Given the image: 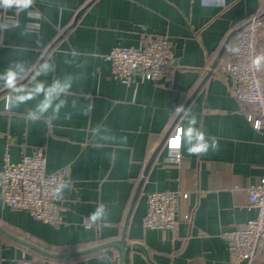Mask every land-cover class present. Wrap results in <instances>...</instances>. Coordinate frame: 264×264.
Returning a JSON list of instances; mask_svg holds the SVG:
<instances>
[{
  "label": "crops",
  "instance_id": "1",
  "mask_svg": "<svg viewBox=\"0 0 264 264\" xmlns=\"http://www.w3.org/2000/svg\"><path fill=\"white\" fill-rule=\"evenodd\" d=\"M25 2L0 0V226L63 253L124 237V264H242L221 233L254 216L247 188L261 174L263 134L246 118L254 108L217 68L234 31L264 14V0ZM150 38L169 41L171 66L158 80L115 79L109 51ZM178 125L181 157L168 163L166 140ZM201 144L206 151L189 153ZM35 147L45 151L47 172L69 169L57 189V223L1 197L5 154L18 161ZM160 190L186 193L179 219L172 229L143 228L147 194ZM119 253L106 247L66 263L118 264ZM22 258L45 255L0 231V264Z\"/></svg>",
  "mask_w": 264,
  "mask_h": 264
},
{
  "label": "built area",
  "instance_id": "2",
  "mask_svg": "<svg viewBox=\"0 0 264 264\" xmlns=\"http://www.w3.org/2000/svg\"><path fill=\"white\" fill-rule=\"evenodd\" d=\"M8 2L14 0H7ZM264 27V14H254L237 32L231 51L218 63V71L235 82L233 94L238 101L254 108L246 118L254 129L263 134L261 174L256 183L247 188V209L254 211L244 226L224 230L221 236L227 243L231 258L242 264H253L264 259V84L261 79L264 42L260 31ZM111 62L112 75L123 83H131L136 74L144 79L158 80L171 66L173 51L165 38H150L141 47L115 46L106 55ZM259 60V64L254 61ZM181 126H175L166 140L164 161L178 163L181 157ZM179 140V147L173 146ZM69 169L61 167L53 172L46 170V154L35 147L20 160L12 161L5 154L1 173V197L15 209L28 211L35 218L57 223L60 220V197L57 189L68 178ZM186 193L171 190L152 191L147 194L143 228L172 229L179 219V197ZM190 219V213L181 215ZM12 264H68L59 261H38L22 258ZM71 264V263H70Z\"/></svg>",
  "mask_w": 264,
  "mask_h": 264
},
{
  "label": "water",
  "instance_id": "3",
  "mask_svg": "<svg viewBox=\"0 0 264 264\" xmlns=\"http://www.w3.org/2000/svg\"><path fill=\"white\" fill-rule=\"evenodd\" d=\"M241 28L242 27H239L238 29H236L234 31V33L239 31ZM227 40L225 41L224 44H226ZM223 47H224V45H223ZM223 47H222V49H223ZM222 49L218 53L216 59L214 60L212 67H214V65L217 63L218 59L220 58ZM165 140H166V137H165ZM0 231L4 232L5 234L10 236L14 240L18 241L19 243H22L23 245H25L27 247H30L31 249L37 251L38 253H40L42 255H45L46 257L53 258V259H69V258H73V257H76V256L87 254V253H90V252H93V251H96V250H99V249H102V248H106V247H112V246L113 247H117L119 249V252H120L119 253L118 264H124V255H125V250H126V244L124 242V237H122V239L120 241H107L105 243H101V244H98V245H95V246H92V247L80 249V250L73 251V252L63 253V252H55V251H51V250L45 249V248H43V247H41V246H39V245H37V244H35L33 242H30V241H27L25 239H22V238H20V237H18L16 235H13V234L9 233L8 231H6L1 226H0Z\"/></svg>",
  "mask_w": 264,
  "mask_h": 264
},
{
  "label": "clouds",
  "instance_id": "4",
  "mask_svg": "<svg viewBox=\"0 0 264 264\" xmlns=\"http://www.w3.org/2000/svg\"><path fill=\"white\" fill-rule=\"evenodd\" d=\"M31 2H32V0H26V2L24 3V6L27 7L28 5L31 4ZM254 63L258 65L259 64V60L254 61ZM10 79H12V77ZM178 110H183L182 106ZM195 122H196L195 121V117H193L190 123L194 124ZM201 139H203V138L201 137ZM175 147H179V144L177 146H175ZM206 149H207V145L206 144H201L198 147L189 148L188 151H189V153H199V152L206 151ZM90 218H91V220L93 222H96L97 220L101 219L102 218V208L101 207L98 208L97 211L95 213H93Z\"/></svg>",
  "mask_w": 264,
  "mask_h": 264
},
{
  "label": "trees",
  "instance_id": "5",
  "mask_svg": "<svg viewBox=\"0 0 264 264\" xmlns=\"http://www.w3.org/2000/svg\"><path fill=\"white\" fill-rule=\"evenodd\" d=\"M38 261H43V262H45V261H59V262H64V263L69 262L67 259H53V258H49L46 256L43 259H38Z\"/></svg>",
  "mask_w": 264,
  "mask_h": 264
},
{
  "label": "snow or ice",
  "instance_id": "6",
  "mask_svg": "<svg viewBox=\"0 0 264 264\" xmlns=\"http://www.w3.org/2000/svg\"><path fill=\"white\" fill-rule=\"evenodd\" d=\"M178 144H179V140L178 139L173 141V146H177Z\"/></svg>",
  "mask_w": 264,
  "mask_h": 264
},
{
  "label": "rangeland",
  "instance_id": "7",
  "mask_svg": "<svg viewBox=\"0 0 264 264\" xmlns=\"http://www.w3.org/2000/svg\"><path fill=\"white\" fill-rule=\"evenodd\" d=\"M260 33H261V31H260Z\"/></svg>",
  "mask_w": 264,
  "mask_h": 264
}]
</instances>
